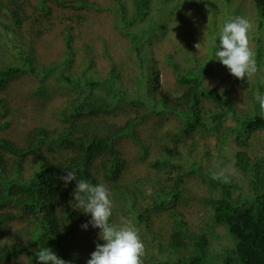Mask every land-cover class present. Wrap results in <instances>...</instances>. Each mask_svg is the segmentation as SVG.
<instances>
[{
	"label": "trees",
	"instance_id": "1",
	"mask_svg": "<svg viewBox=\"0 0 264 264\" xmlns=\"http://www.w3.org/2000/svg\"><path fill=\"white\" fill-rule=\"evenodd\" d=\"M152 2L0 0V264H37L44 247L86 264L103 243L81 228L68 170L109 188L142 264H264V60L241 79L157 58L170 23Z\"/></svg>",
	"mask_w": 264,
	"mask_h": 264
},
{
	"label": "clouds",
	"instance_id": "2",
	"mask_svg": "<svg viewBox=\"0 0 264 264\" xmlns=\"http://www.w3.org/2000/svg\"><path fill=\"white\" fill-rule=\"evenodd\" d=\"M251 22L244 16H234L223 25L217 33L214 59L226 66L236 78L250 77L258 71L254 52L249 46ZM200 44L196 45L199 49ZM258 107L264 110V93L255 97ZM65 184L76 182L74 199L79 209L89 216L88 221L81 225L87 230L89 226L99 229L95 251L86 264H142L144 243L138 230L130 219L120 218L119 224L111 222L113 201L105 184H92L85 179L76 178V172L68 170L61 177ZM227 180V177H225ZM37 264H71L60 258L49 247L35 253Z\"/></svg>",
	"mask_w": 264,
	"mask_h": 264
},
{
	"label": "rangeland",
	"instance_id": "3",
	"mask_svg": "<svg viewBox=\"0 0 264 264\" xmlns=\"http://www.w3.org/2000/svg\"><path fill=\"white\" fill-rule=\"evenodd\" d=\"M153 2L151 13L160 8L158 16L161 23L167 20L170 23L168 31H164V34L160 31L155 38L156 41L160 40L155 46L157 58H162L163 50L170 49L175 59L179 61H207V59L217 61L214 59L217 33L229 18L244 16L252 25L249 32V46L254 52L256 61H260V57L264 60V19L259 18L253 0H153ZM162 30L166 28L163 27ZM162 40L165 43H162ZM198 44H200L199 49L196 47ZM118 50L120 51V48ZM161 69L165 83L169 78L164 74L163 68ZM216 140L215 136L205 140L212 147L211 150L215 149ZM185 147H187L185 143H180L178 150H174L169 156V160L179 162V159L187 154ZM200 148L197 147V151H200ZM218 233H224L221 227Z\"/></svg>",
	"mask_w": 264,
	"mask_h": 264
}]
</instances>
